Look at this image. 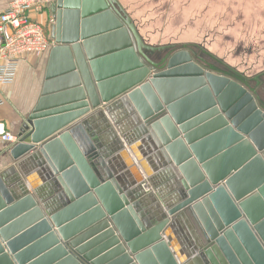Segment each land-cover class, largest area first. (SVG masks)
<instances>
[{"label":"water","instance_id":"1","mask_svg":"<svg viewBox=\"0 0 264 264\" xmlns=\"http://www.w3.org/2000/svg\"><path fill=\"white\" fill-rule=\"evenodd\" d=\"M51 12L41 95L10 149L44 185L0 173V264H264L259 83L197 62L190 46L147 44L117 0H56ZM101 104L122 110L126 145L152 157L165 209L149 207L129 159L111 157L121 146L87 115Z\"/></svg>","mask_w":264,"mask_h":264},{"label":"rangeland","instance_id":"2","mask_svg":"<svg viewBox=\"0 0 264 264\" xmlns=\"http://www.w3.org/2000/svg\"><path fill=\"white\" fill-rule=\"evenodd\" d=\"M117 1L149 45L202 46L247 78L264 73V0Z\"/></svg>","mask_w":264,"mask_h":264},{"label":"crops","instance_id":"3","mask_svg":"<svg viewBox=\"0 0 264 264\" xmlns=\"http://www.w3.org/2000/svg\"><path fill=\"white\" fill-rule=\"evenodd\" d=\"M5 8L6 2L0 0V12ZM31 17L37 22L43 23L46 20V13H31ZM50 49L51 47L46 52L39 55L25 54L21 56L15 79L10 85L1 89L6 101L0 106V133L9 131L18 136L17 134L24 120L31 113L32 108L41 95ZM101 105L100 108L91 111L87 115L97 112L100 114V116L96 117L95 124L101 131L109 149L114 150L116 147L121 146V149L119 151H114L111 157L113 158L120 155V162L125 164H127V159H129V169L135 168V171L140 178L143 179L145 184L154 188V190L150 189L149 191H145L141 186L139 189L142 196L147 197V200L151 202L149 207L165 209L164 200L169 196L167 193L168 188L165 186L164 182H161V177L155 178L153 183L152 177L156 176V174L152 171L149 163L146 162L145 159H142L141 151L139 147L136 146L138 145L136 143L139 142H132L130 145H126L125 143V140L130 139L132 135L127 127V118L120 108H116L111 113H107L104 109L105 105ZM12 146L6 143H0V173L15 169V173L12 174L11 179L19 178L22 185L30 192L42 189L44 183L36 169L32 166L31 161L26 159L28 155L23 154L14 159L10 153ZM122 153H125V155H122ZM136 154L139 156L140 160L135 159ZM144 169L149 171V177L146 173V175L144 174ZM132 176L134 177V175ZM174 232L173 241L180 247V243L177 240L178 236L176 233L174 234ZM169 249L172 250V246ZM177 263L179 262L177 261Z\"/></svg>","mask_w":264,"mask_h":264},{"label":"built area","instance_id":"4","mask_svg":"<svg viewBox=\"0 0 264 264\" xmlns=\"http://www.w3.org/2000/svg\"><path fill=\"white\" fill-rule=\"evenodd\" d=\"M2 1L6 8L0 12V106L6 101L1 89L15 79L21 56L42 54L54 44L50 29L55 22L51 7L56 0ZM31 13H46L48 31ZM17 141L18 136L9 131L0 133V143L12 146Z\"/></svg>","mask_w":264,"mask_h":264},{"label":"flooded vegetation","instance_id":"5","mask_svg":"<svg viewBox=\"0 0 264 264\" xmlns=\"http://www.w3.org/2000/svg\"><path fill=\"white\" fill-rule=\"evenodd\" d=\"M190 47H191L190 53H191L192 57H194V59L197 62H199V63H201L203 65L204 64H210V65H213V66H216V67H219V68H223V69L226 68V67L223 66V63H224L223 60L218 59L217 57L213 56L204 47H202V46H195V47L190 46ZM216 60L221 61V63L216 61ZM249 79H251L250 80V85L251 86H255L257 83H259L258 86L260 84L264 85V73L260 74V75H257V76H255L253 78H249Z\"/></svg>","mask_w":264,"mask_h":264},{"label":"bare ground","instance_id":"6","mask_svg":"<svg viewBox=\"0 0 264 264\" xmlns=\"http://www.w3.org/2000/svg\"><path fill=\"white\" fill-rule=\"evenodd\" d=\"M102 106V105H101ZM132 133V132H131ZM131 137H132V135H131ZM134 142H139L138 144H140V140L138 141H134ZM137 144V143H136ZM141 145V144H140ZM137 146V145H136ZM136 159V158H135ZM145 159V158H144ZM137 160V159H136ZM146 160V162H148L149 163V165L151 166V168H152V166H154L155 165V163H154V161H153V159H152V157L150 156V157H148L147 159H145ZM157 177H159V176H157V174H156V176H154V177H152V181H153V183H154V181H155V178H157ZM145 183V182H144ZM141 187V186H140ZM140 187H139V189H140ZM142 187L146 190V191H149V188L146 186V184H143L142 185ZM166 200H164V202H165ZM40 212H42L43 213V210L44 209H38ZM48 219V218H47ZM49 226L51 227V232H53L54 233V235L56 236V237H58L59 238V242H60V245H64V248L65 249H67V246H66V243L65 242H63L62 240H61V237L59 236V233H57V230H58V228L49 220ZM164 227V226H163ZM165 227H167L166 225H165ZM113 228V230L115 229V233L117 234V239L119 240V242H120V244L121 245H123V246H127V244H126V242L121 238V236L119 235V233H118V230L113 226L112 227ZM165 239V237L163 236V240ZM166 241V240H165ZM65 243V244H64ZM6 253L7 254H9V252H8V250H6ZM11 255H13V254H11ZM11 255L9 254V256L11 257ZM79 259V258H78ZM15 262V261H14ZM80 264H89L87 261H80L79 262ZM15 264H17L16 262H15Z\"/></svg>","mask_w":264,"mask_h":264}]
</instances>
